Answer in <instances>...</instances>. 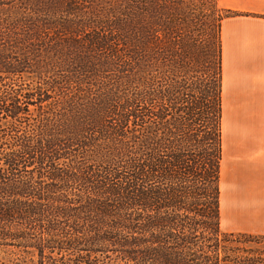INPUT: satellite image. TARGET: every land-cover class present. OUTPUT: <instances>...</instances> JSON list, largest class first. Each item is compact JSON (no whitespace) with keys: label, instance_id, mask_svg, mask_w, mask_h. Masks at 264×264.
Returning a JSON list of instances; mask_svg holds the SVG:
<instances>
[{"label":"rangeland","instance_id":"374dc122","mask_svg":"<svg viewBox=\"0 0 264 264\" xmlns=\"http://www.w3.org/2000/svg\"><path fill=\"white\" fill-rule=\"evenodd\" d=\"M166 11L174 12L178 19L175 31L179 39L174 44L165 43L161 36L162 28L168 24ZM224 14L217 2L214 6V0H0V184L8 180L17 188L23 183L33 190H51L47 196L63 198L59 204L70 200L73 203L65 206L75 208L74 214H57L34 222L0 220V264H132L124 257L121 243L102 239L92 244L93 230L102 228L97 214L87 210L86 202L83 205L81 201H90L89 196L95 193L78 178L82 175L79 170L96 178L94 170L102 162L108 170L117 172L118 165L102 159H117L125 138L128 140L137 127L129 121L121 130L119 118L123 111L114 99L126 92L128 85L134 86L133 92L142 88L137 74L146 73L143 83L149 85L151 93H162L173 84L176 98H181L185 90L199 97L200 92L203 95L208 86L212 87L216 79L217 20ZM147 15L159 30V37L152 46L145 47L144 54L134 56L130 51L137 47L138 37L126 45L122 34L127 24L130 30L138 19L149 23ZM178 41L189 45V53L182 55V48L175 45ZM7 68L21 71L11 73ZM52 86V90H44ZM34 87L42 88L45 96L30 97L27 93L34 94ZM48 96V101L40 102ZM11 98L21 108L15 117L10 113ZM152 102L153 114L167 109L161 118L153 115L151 119L158 137L174 109L156 96ZM100 107H110L106 116L100 117ZM70 123L91 124L92 130L85 134L87 138L81 145L69 150L64 147L69 152L67 158L52 163L58 170H67L66 179L48 178L49 163L21 164L14 173L3 164V156L18 149L25 139L31 141L30 138L38 139V134H47L57 140L67 133ZM200 130L201 136L205 128ZM109 179L116 183L114 176ZM77 212L81 213L76 215ZM203 233L196 235L189 250L183 249L184 261L195 255L204 263L209 255L206 264H212L210 254L214 252L218 264H264V236ZM58 240H76L79 245L70 250L45 246ZM149 264L161 262L156 259Z\"/></svg>","mask_w":264,"mask_h":264},{"label":"trees","instance_id":"16d2710c","mask_svg":"<svg viewBox=\"0 0 264 264\" xmlns=\"http://www.w3.org/2000/svg\"><path fill=\"white\" fill-rule=\"evenodd\" d=\"M215 4L216 0H214V6ZM145 9L150 10V7ZM223 10L225 14L217 20L216 74L214 76L216 79L212 87L208 86V90L203 95L200 92L199 97L185 90L181 93V98L178 96L176 98L173 96L176 92L171 89L173 84L162 93H151L149 85L146 82L143 83L147 79L144 75L146 73L137 74L136 80L138 84L143 85L142 88L138 87L137 91L133 92L134 86L128 85L127 91L120 94L116 100L114 99V103H120L118 108L123 111L119 118L120 126H123L121 130L126 128L129 121L137 127V130L132 131V136H127L128 140L125 138L117 159L113 160L112 157L102 159L108 162L112 160L113 165H118L117 172H111L108 170V165L102 162L97 164L100 168L94 170L96 178L85 174L82 168L79 170L82 175L78 178L95 193L89 196L92 197L90 201L86 198L81 201L83 205L86 202L87 210L97 214L98 226L102 228L100 231L93 230L94 236L90 238L93 240L92 244H95L96 240L113 239L112 241L123 245L124 257L132 264H149L156 259L161 264H206L209 255L204 258V263L195 255L184 261L181 256L183 249L189 250L199 233L204 235L203 232H206L218 236L223 232L219 227L220 22L224 17L234 14L230 10ZM164 14L168 18V24L162 28V32L160 31L161 36L165 43L174 44L179 39L175 31L178 19L174 12L166 11ZM149 18L147 15L146 20ZM151 20L150 18L149 23H141L138 19L137 25L130 30V25L127 24L122 34L125 44H130L134 36L139 39H137L135 50L130 51L132 55L137 56L139 52L140 55L144 54L145 47L152 46L158 39L157 31L159 30ZM153 38L155 41H152ZM183 44L178 41L175 45H179L182 48V55H185V52L189 53L187 50L189 45ZM7 71L16 73L21 70L7 68ZM53 87L44 90H52ZM31 91L34 94H27L34 95V98L45 96L40 87H34ZM154 96L160 98L169 109L171 106L174 114H177L175 116L171 114L172 112L170 113L167 126L161 127L162 134L158 137L154 135L155 126L151 119L153 115L161 118L164 110L167 109L159 114H153L151 109L154 105L152 102ZM48 99H50L49 96L47 99L42 98L40 102L48 101ZM108 99L111 109L114 108L115 106L111 105L112 100ZM10 101L13 103L10 113L15 117L20 113L21 108L14 104L16 100L13 98ZM176 103H180L179 107L175 106ZM110 107L108 109L100 107L97 110L100 117L106 116V111H109ZM68 126H70L67 128L68 134L57 140L56 137H47V134L43 137L38 134V139L30 138L31 141L25 139L18 149H13L3 156V164L5 163L14 173L18 171L21 164H30L32 161L36 164L49 163L48 168L51 171L46 174L48 178L59 181L66 179L69 177L67 170H58L52 163H56L55 159L67 158L69 152L66 151L69 147L81 145L87 138L85 134L92 130L91 124L87 123L78 126L70 123ZM201 127L205 130H202L200 136ZM113 176L116 183L109 182V177ZM7 181L3 180L0 184L1 221L21 219L34 222L47 217L52 218L57 214L66 216L74 214L72 210L75 208L65 206L73 202L68 200L59 204L58 202H63L64 199L47 196L49 192L51 194V190L42 188L33 190L23 183L17 188ZM112 185L115 188H110ZM52 188L55 189L54 186ZM45 200L46 202H43ZM74 201H77V197ZM111 201L114 204L110 203ZM80 213L77 212L76 215ZM0 235L3 233L0 232ZM78 245L79 242L76 240L49 241L45 244L51 250L77 249ZM210 256L214 258L212 264H218L217 254L212 252Z\"/></svg>","mask_w":264,"mask_h":264},{"label":"crops","instance_id":"0c3cea01","mask_svg":"<svg viewBox=\"0 0 264 264\" xmlns=\"http://www.w3.org/2000/svg\"><path fill=\"white\" fill-rule=\"evenodd\" d=\"M220 22V229L264 236V0H216Z\"/></svg>","mask_w":264,"mask_h":264}]
</instances>
